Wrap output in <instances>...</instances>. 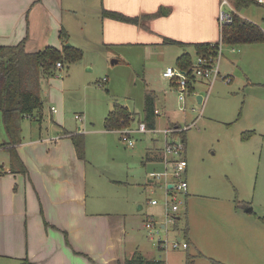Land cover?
<instances>
[{"label": "rangeland", "instance_id": "obj_1", "mask_svg": "<svg viewBox=\"0 0 264 264\" xmlns=\"http://www.w3.org/2000/svg\"><path fill=\"white\" fill-rule=\"evenodd\" d=\"M72 1L75 15L64 12V22L74 29V39L67 43L82 49L83 55L78 61H63L62 67L40 78L43 119L40 124L31 122V137L39 130L42 136L53 137L61 127L82 133L90 196L106 199L111 209L127 205L142 222L134 229L137 241L145 243L155 258L170 264H187L188 260L211 264L210 258L241 264L236 257L246 256L250 260L246 264H264V224L254 217L264 216V43L222 44L218 76L196 79L192 84L196 94H185L181 102L176 84L163 78L162 72L175 67V59L184 52L194 60L198 55L191 45L104 46L93 13L86 10L85 4L93 0ZM230 5L234 8L232 2ZM222 9L229 11L227 6ZM235 11L264 31V5L254 3ZM79 20L86 24L87 40L80 35ZM218 29L216 41L220 39L219 25ZM199 93L205 101L198 102ZM146 94L152 96L160 113L154 128L162 130L169 122L190 126L173 133L178 135L175 138L168 136L182 142L179 134H185L182 155L187 162L184 177L188 189L177 195L178 210L170 214L175 216L173 223L165 216V195L159 188L162 181L154 186L147 182L148 173L162 172L164 165L144 158L147 150L163 148L164 134L133 132L130 147L119 132L104 128L105 117L118 104L132 111L134 119L117 131L136 129L143 120ZM50 106L56 111L51 112ZM178 123L170 124L171 128ZM3 140H8V134L0 112V143ZM166 178L175 181L170 174ZM152 200L157 204H151ZM248 208L251 213L245 212ZM151 218L155 228L149 231L143 223ZM186 224L194 245L172 248L175 226ZM151 232L153 239H148ZM180 235V243L187 242ZM24 242V237L0 232V264H21L18 259L25 256ZM197 250L204 256H194Z\"/></svg>", "mask_w": 264, "mask_h": 264}, {"label": "crops", "instance_id": "obj_2", "mask_svg": "<svg viewBox=\"0 0 264 264\" xmlns=\"http://www.w3.org/2000/svg\"><path fill=\"white\" fill-rule=\"evenodd\" d=\"M82 1L86 3L87 0ZM219 1L93 0L85 5L100 27L102 45L150 46L163 44L166 39L185 44L218 42L215 38L219 30L216 18ZM71 4L72 0H0V46L23 41L29 53L49 46L61 50L74 39V29L64 22V12L76 13ZM102 9L136 17L138 23L103 17ZM79 23L82 24L80 35L87 40L86 24L82 20ZM63 35L67 42L61 38ZM51 107L50 111L55 112ZM42 119L41 110L31 117H23L18 121V142L9 143L7 132L8 140L0 143V232L25 238L22 246L25 256L20 257L18 263L124 264L126 259L137 255L144 260L170 264L167 259L155 258L153 251L144 247L145 243L137 241L134 229L137 225L141 227L142 222L128 211L127 205L111 209L106 199L90 196L86 162L84 156L78 155L71 138L82 133H73L60 126L62 131L53 137L42 136L40 130L37 136L31 137V122L40 124ZM172 123L178 122H169L167 127ZM177 125L180 124L173 127ZM114 131L119 132H109ZM12 149L17 160L11 162L9 150ZM161 150L149 149L144 158L157 162ZM141 208L139 206V210ZM254 217L262 224L260 217ZM175 228L176 240L182 233L187 248L194 245L187 224ZM147 238L153 239L152 232ZM194 254L204 256L199 250ZM236 258L241 264L250 261L246 256Z\"/></svg>", "mask_w": 264, "mask_h": 264}, {"label": "trees", "instance_id": "obj_3", "mask_svg": "<svg viewBox=\"0 0 264 264\" xmlns=\"http://www.w3.org/2000/svg\"><path fill=\"white\" fill-rule=\"evenodd\" d=\"M229 1L232 2L236 10L256 3L254 0ZM100 14L103 17L118 21L138 23L136 17L124 16L114 11L102 9ZM220 37L222 43L226 45L264 43L263 29L236 12L232 13L231 22L223 24L220 28ZM61 38L64 39V42H67L66 36L63 35ZM166 42L170 44L179 43L171 39H166ZM189 45L193 47L195 55L206 57L216 55L217 42L192 43ZM82 55V49L74 45L64 46L61 50L49 46L33 53L25 51L23 41L12 46H0V112L10 136L9 143L15 144L19 140L18 121L23 117L33 116L42 108L43 102L39 94L40 78L51 75L57 62L78 61ZM192 62L193 57L191 54L184 52L177 57L175 66L185 71L191 80H195L191 76ZM189 89L190 91L194 90L193 86H190ZM154 110L153 98L151 95L146 94L144 116L140 122H144L149 128L154 127V119L157 116ZM133 119L134 113L127 107L114 104L105 117L104 128L108 131L118 130L128 126ZM249 133L244 134L248 135ZM179 136L184 143V133L182 132ZM71 138L78 155L83 157L81 135H73ZM9 152L11 162L17 160L13 149ZM146 159L149 158L146 157ZM260 221L264 224V216L260 217ZM210 261L211 264H225L214 259H210ZM124 264H161V262L159 260H144L140 256L133 255L131 258L126 259ZM187 264H191V261L188 260Z\"/></svg>", "mask_w": 264, "mask_h": 264}, {"label": "built area", "instance_id": "obj_4", "mask_svg": "<svg viewBox=\"0 0 264 264\" xmlns=\"http://www.w3.org/2000/svg\"><path fill=\"white\" fill-rule=\"evenodd\" d=\"M258 5H264V0H254ZM223 6H227L229 11H225L222 9ZM235 12V9L231 7L229 0H221L220 1V9L217 16L218 25L221 28L223 24L229 23L232 20V13ZM221 37L217 42V49L215 56H196L192 62L191 66V76L194 79H209L212 78L213 80L219 74V62L222 55V45ZM234 50V49H232ZM56 67H62L61 62L56 63ZM163 78H168L173 83L176 84L178 88V99L183 102L185 100V94H196L194 90L190 91V86H192L195 80H191L189 75L185 72L180 70L179 68L175 67H166L165 70L162 72ZM205 101V98L202 99L201 102ZM52 111H55V108L51 107ZM154 113L158 116L159 110L155 109ZM194 125V123H192ZM190 126L186 125L184 127H167L162 130H158L156 128H149L146 126L144 122H139L136 129L125 128L119 131L122 140L130 147L134 145V141L130 138L131 133H159L162 132L165 136L164 146L161 150V155L159 161L163 163L164 170L162 172L152 171L148 173L149 183L152 185H157V181H162L159 183V188L163 189L165 195V216L167 217L170 223H173L175 220V216H171L172 213L178 210V205L174 203L176 201L177 195L179 193H186L188 189L187 180L185 179V171L187 167V162L185 157L182 155L184 154L183 151L185 149L184 143L182 142H174L173 139H168V136L171 138H175L176 135L173 133L177 131H183L189 128ZM1 171V170H0ZM172 175L175 181H168L167 176ZM151 204H157L156 200H152ZM164 226V225H163ZM145 227L149 230L155 228V222L151 218L145 223ZM181 240H175L172 242V248H187V242L180 243Z\"/></svg>", "mask_w": 264, "mask_h": 264}, {"label": "water", "instance_id": "obj_5", "mask_svg": "<svg viewBox=\"0 0 264 264\" xmlns=\"http://www.w3.org/2000/svg\"><path fill=\"white\" fill-rule=\"evenodd\" d=\"M66 46H70V44L67 43ZM201 99H202V93H199V94L197 95V100H198V102H201ZM251 210H252L251 208H248V209H245V212H251Z\"/></svg>", "mask_w": 264, "mask_h": 264}]
</instances>
